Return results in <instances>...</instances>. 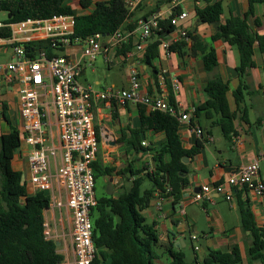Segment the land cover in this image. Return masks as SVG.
Returning <instances> with one entry per match:
<instances>
[{
  "label": "crops",
  "instance_id": "1",
  "mask_svg": "<svg viewBox=\"0 0 264 264\" xmlns=\"http://www.w3.org/2000/svg\"><path fill=\"white\" fill-rule=\"evenodd\" d=\"M107 1V0H92ZM136 5L130 9V16L120 32L125 40L119 48L111 46V35L102 36L100 40L101 52L92 61L82 56L81 46L71 44L58 52L80 67L77 82L82 87L102 92L108 88L126 89L129 86L128 69L136 67L140 82V92L159 96L170 103L177 105L184 112H188V121L178 122V138L180 146L184 150L194 148L198 142L202 147L198 152L183 163L185 170L181 174L184 184L180 186V199L174 204L172 197L164 196L160 202V208L156 206L158 194H153L148 206L141 211L147 224L153 225L158 243L156 252L160 259L158 264H166L171 260L169 248L182 251L186 259V250L191 252V260L197 259L199 264L209 251L231 253L233 249L241 260L240 264H246V250L251 246L252 238L248 231L241 228L238 206L243 204L250 213L257 228L264 226V194L256 195L250 190H234L230 201L224 200L220 195L210 194L201 201H194L193 195L199 187L205 184L214 185L224 183L226 178L235 172L240 166L257 161L258 178L264 181V161L260 158L264 155V53H259L255 46L252 56L253 65L238 75L237 50L228 45L224 40L211 41L210 38L217 31V27L229 17L242 18L247 13L249 5L247 0H209L219 1L222 6L220 20L215 23H200L195 16V0H181L174 6L173 0H136ZM74 16L84 15L88 9H82L78 0H66ZM207 0H199V5L204 6ZM157 7V8H156ZM156 8V9H155ZM155 9V10H154ZM186 12L187 17L180 22L187 35H193L196 43H201L206 48H212L216 55V67L211 72L204 70L201 61V52L191 56L189 47L190 39L186 42V53L180 58L177 53L170 52L164 56L158 50V58L154 61L156 73L151 67L142 63L143 54L135 50L139 42V28L127 31L125 28L132 22L144 20L143 17L156 16L158 20L168 18L174 10ZM154 10L153 14L149 12ZM176 13L175 15L179 14ZM3 23V22H2ZM247 23L252 32L264 36V5L256 3L252 5V13L247 16ZM178 27V28H180ZM178 30L174 29L168 38L177 36ZM2 38V37H1ZM180 41V40H178ZM148 42L144 44L146 48ZM128 47H130L128 49ZM11 60V52L7 47H0V62ZM156 75V77H155ZM162 75L163 83L157 78ZM219 77L227 83L228 91L226 100L230 110L234 113L233 135L229 140L225 139L217 126L211 125L217 117L211 115L208 119L204 111L194 113L195 109L206 101L204 88L208 80ZM156 78V80H155ZM47 82V78H45ZM177 82L179 88L174 90L172 85ZM241 87L242 100L235 103L233 93ZM39 101L46 117L43 122L44 134L47 144L59 146V127L54 113L51 97L46 88L40 90ZM191 112V114H190ZM148 111L139 105L126 104L124 106L108 103L104 100H95L92 106L93 125L98 142V150L95 159L100 169H112L110 176H101L102 188L111 182L112 194L123 186L127 189L133 177L129 172L151 167V152L159 149L165 142L163 132L147 130L139 135L135 147L131 143V131L141 128L142 118L148 115ZM6 117V120L4 119ZM0 120L3 131L7 134L10 127L16 129L21 137L22 121L19 110V86L0 85ZM200 129L204 136L198 137L195 129ZM144 142L146 146H142ZM28 147L20 140L19 147L13 152L10 166L13 171L20 174L21 181L25 184L26 193H34L28 182V168L26 162ZM184 158V157H183ZM169 156L164 155V161H169ZM122 172V174L118 172ZM98 179V178H97ZM149 183H143V188H149ZM56 195L64 201V192L59 185L54 184ZM105 193V192H104ZM48 219L55 221L58 217L61 223L56 224L57 252L63 255L64 260L71 262L72 252L67 247L65 226L70 223V215L65 207L49 211ZM196 239H191V236ZM179 240H182L179 242ZM260 264V263H255Z\"/></svg>",
  "mask_w": 264,
  "mask_h": 264
},
{
  "label": "trees",
  "instance_id": "2",
  "mask_svg": "<svg viewBox=\"0 0 264 264\" xmlns=\"http://www.w3.org/2000/svg\"><path fill=\"white\" fill-rule=\"evenodd\" d=\"M65 1L0 0V11L7 13L3 24L9 25L28 18L46 19L59 14L72 15L73 11ZM247 1L249 5L247 13L242 18H227L210 38L211 41L222 39L237 50L238 75L253 65L255 46L259 53H264V36L252 32L247 23V16L252 13V5L256 3L264 5V0ZM125 2L126 0L95 2L78 0L79 6L82 9L89 8V12L75 16L74 31L70 39L85 40L96 33L102 36L112 35L132 16ZM195 3L194 12L200 23L210 24L220 20L222 6L219 1L207 0L204 6L199 5V0H195ZM154 10L150 11L149 15H152ZM176 13H179L178 9H175L168 18L157 20L159 29L152 31L146 41L148 43L142 63L151 67L154 74H157L153 63L158 58V46L165 40L166 35L174 30L171 19ZM137 23L132 22L125 29L132 31ZM8 36L9 29L1 28L0 37ZM188 39L191 42L190 55L196 56L197 52H201L204 70L207 73L211 72L216 67L214 50L196 43L193 35L188 34ZM22 46L29 59H33L40 50L45 52L48 59L58 56V52L63 50L51 48L47 40L30 41L22 43ZM169 51L177 53L182 58L186 53V42L180 40L171 43ZM241 89L238 87L233 93L236 104L242 100ZM227 91V83L219 77L208 80L204 88L206 101L197 107L194 113L204 111L208 119L215 115L217 118L211 125L217 126L222 136L229 140L234 133L232 124L234 113L226 100ZM4 119L6 120L5 116ZM177 129L178 122L174 117L154 111L142 118L140 130L131 131L130 140L134 147L139 144V135L147 130L163 132L165 142L159 149L151 152V167L129 172V177H133V180L127 189L121 186L116 194L96 195V205L90 210L92 240L96 248L91 264H158L160 256L156 252L157 232L153 225L145 222L141 211L148 206L155 192L159 196L172 197L174 204L178 202L180 186L185 181L181 177L185 170L182 158L191 157L202 147V143L198 142L194 148L184 150L180 146ZM20 140L19 132L12 127L7 134L0 135V264H60L63 255L57 252L56 241L46 240L43 235V214L49 207V195L41 191L28 195L20 174L13 171L10 166L13 152L19 147ZM164 155L169 156L168 162L164 161ZM91 168L95 182L97 178L113 173L112 169H100L95 162ZM118 173L122 174L120 171ZM146 181L150 186L144 189L143 183ZM167 188L170 189L169 192H166ZM238 211L242 230L248 231L252 238L251 246L246 250V264H264L263 230L255 226L243 204H239ZM168 251L171 260L166 264H199L197 259L192 262L186 261L184 253L173 250L172 246ZM240 263L237 250L233 249L231 253L211 250L200 264Z\"/></svg>",
  "mask_w": 264,
  "mask_h": 264
},
{
  "label": "built area",
  "instance_id": "3",
  "mask_svg": "<svg viewBox=\"0 0 264 264\" xmlns=\"http://www.w3.org/2000/svg\"><path fill=\"white\" fill-rule=\"evenodd\" d=\"M181 0H173L174 6ZM136 0H126L128 10L136 5ZM187 17L186 12H180L171 19V25L178 30L177 36L161 41L158 46L164 56L169 55V46L178 40L187 42L188 35L180 22ZM157 17L139 20V42L135 50L143 54L144 44L151 32L158 30ZM75 16L67 14L53 15L46 19H25L9 25L0 23V29L7 27L9 36L0 37V47H7L11 52V60L0 62V85L19 86V110L22 121L21 142L28 147L26 162L28 168V184L34 192H45L50 197L48 209L44 211L43 235L46 240H56V224L61 223L58 217L55 221L45 216L46 212L65 207L70 215V248L72 260H63L60 264H91L96 248L92 240V224L90 210L96 205L95 180L91 168L96 159L98 142L93 125L92 106L95 100H104L119 106L126 104L139 105L148 112L159 111L174 117L177 122L188 121L189 114L180 107L159 96L140 92V82L136 67H129L126 89L108 88L102 92H94L82 87L77 82L80 67L68 58L58 55L46 58L43 50L36 53L33 59L25 55L22 43L47 40L51 48L64 49L71 44H79L82 56L92 61L101 52L99 33L85 40L70 39L73 35ZM180 27V28H178ZM125 36L116 30L111 35V46L119 48ZM47 78V82L45 81ZM157 78L163 83L162 75ZM179 88L177 82L172 85ZM46 88L51 97L54 113L59 127V146L47 144L43 130L46 114L39 101V92ZM191 114V112H190ZM264 123V122H263ZM198 137L204 134L195 129ZM142 146H146L144 142ZM260 158L264 161V155ZM258 163L256 160L240 166L230 174L224 183L202 185L194 193L193 200L201 201L210 194L220 195L224 200L233 198L234 190H250L256 195L264 194V181L258 178ZM64 192V201L56 195L54 184ZM170 189L167 188L166 192ZM164 196L157 197L156 206ZM264 233V226L262 227ZM195 240V236H191Z\"/></svg>",
  "mask_w": 264,
  "mask_h": 264
},
{
  "label": "rangeland",
  "instance_id": "4",
  "mask_svg": "<svg viewBox=\"0 0 264 264\" xmlns=\"http://www.w3.org/2000/svg\"><path fill=\"white\" fill-rule=\"evenodd\" d=\"M75 1H77V0H75ZM6 18H7V13L4 12V11H0V23L4 22L6 20ZM1 124L2 123H1V120H0V133L3 131V128H2L3 126H1ZM104 192L105 191L102 188L101 178H98L96 180V182H95V193H96V195L100 196ZM45 216L48 218L49 217V213L46 212ZM69 230H70V223L68 224V226H65V233H67ZM69 238L70 237H68L67 235L65 236V242H66L65 245H67V247H69V241H68ZM56 240H57V237H56ZM189 250H190L189 248H187V250H186V259L187 260H191V252Z\"/></svg>",
  "mask_w": 264,
  "mask_h": 264
},
{
  "label": "water",
  "instance_id": "5",
  "mask_svg": "<svg viewBox=\"0 0 264 264\" xmlns=\"http://www.w3.org/2000/svg\"><path fill=\"white\" fill-rule=\"evenodd\" d=\"M187 160H188L187 157L182 158V162H183V163H185ZM105 194L108 195V196H110V195L112 194V186H111V182H109V183L107 184ZM180 241H182V240H179V242H180ZM55 245L58 246L59 243L57 242Z\"/></svg>",
  "mask_w": 264,
  "mask_h": 264
}]
</instances>
